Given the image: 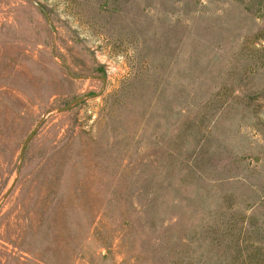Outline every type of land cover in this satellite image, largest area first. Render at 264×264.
<instances>
[{
  "label": "rangeland",
  "instance_id": "1",
  "mask_svg": "<svg viewBox=\"0 0 264 264\" xmlns=\"http://www.w3.org/2000/svg\"><path fill=\"white\" fill-rule=\"evenodd\" d=\"M0 264H264V0H0Z\"/></svg>",
  "mask_w": 264,
  "mask_h": 264
},
{
  "label": "water",
  "instance_id": "2",
  "mask_svg": "<svg viewBox=\"0 0 264 264\" xmlns=\"http://www.w3.org/2000/svg\"><path fill=\"white\" fill-rule=\"evenodd\" d=\"M34 131H35V130H33V132H34ZM33 132H32V133H33ZM23 148H24V146L22 147V149H23Z\"/></svg>",
  "mask_w": 264,
  "mask_h": 264
}]
</instances>
